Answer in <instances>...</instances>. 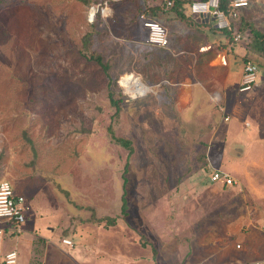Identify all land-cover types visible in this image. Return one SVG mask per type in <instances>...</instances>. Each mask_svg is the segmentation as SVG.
<instances>
[{
  "label": "rangeland",
  "instance_id": "374dc122",
  "mask_svg": "<svg viewBox=\"0 0 264 264\" xmlns=\"http://www.w3.org/2000/svg\"><path fill=\"white\" fill-rule=\"evenodd\" d=\"M163 1L0 0V181L29 205L19 240L4 233L0 260L16 251L19 264H68L45 249L53 246L49 240L60 242L57 233L73 240L70 252L90 241L95 255L122 257L119 264L264 257V237L250 232L264 219V156L244 149L249 126L242 118L229 114L233 125L243 124L240 134L227 132L209 81L219 78V63H208L199 28L182 18L175 24L152 18L167 29L169 44L147 42L141 17H150L147 4ZM240 19L264 32V0H252ZM254 51L249 59L261 80L264 55ZM126 74L150 90L132 96L120 83ZM235 77L226 81L228 103L241 97ZM213 167L236 183L211 184ZM106 216L115 222L106 225Z\"/></svg>",
  "mask_w": 264,
  "mask_h": 264
},
{
  "label": "crops",
  "instance_id": "0c3cea01",
  "mask_svg": "<svg viewBox=\"0 0 264 264\" xmlns=\"http://www.w3.org/2000/svg\"><path fill=\"white\" fill-rule=\"evenodd\" d=\"M184 5L186 7L185 13L188 17V16H190L189 12L187 10L188 4H184ZM246 8H244V9H246ZM161 9L162 8H157V10H155V13L154 12H152V13L155 14V18L158 17L159 19H161L164 17L165 22H168L170 24H175V22H177V20H179V18L183 17V16H179L177 13H175L172 10H167V9L161 10ZM242 11H243V9L241 10V13H242ZM148 18H151V17H148ZM209 20H211V19L210 18L209 19H206V18L202 19V18L191 16L188 18V24L193 26V28H195V29L199 28V30H201V31H199L200 32L199 35H202L204 37V46L201 48H202V50H205V52H208V55H209L208 56V58H209L208 63L212 64L211 62L216 60L220 64V65L218 64V68H216L217 71L220 73L219 78L217 79L216 76H213V77H211L212 79L211 78L209 79L210 87H212V88L214 87V90H215L214 96L216 95L218 97V99H220V101L219 100H217V101L213 100V101H214V103H216L218 105V107L221 111V119L223 122H225V125H227V132L229 134H235L236 132L240 131L241 130L240 126L243 124V122H241L242 124L241 123H235L233 125L231 122H229V114L232 116L234 115L235 117H240V118H242V120H244V122H246V125L249 126V129L243 135V143H244L243 147L245 150L251 151L255 157H257V155L259 157H262V156H264V79L257 80L255 87L250 92L239 93L237 90L238 94H241L240 95L241 97L236 98V100H233V102L231 101L230 103H228V101H227L228 96H227V93H225L226 92L225 89L227 88L226 81H227V79H229L231 81L230 76L232 74L234 75V73L236 74L235 81L237 83L236 86L238 89V86H239L240 81H241L242 71H243V63H244L246 58H249V52L254 51V50H251L249 48L250 42L249 43L247 42V38L249 36L246 34V37L242 41H234L232 39L230 32L217 30L214 27V25H213L214 29H212V30L209 29L208 28L209 27ZM198 23H200L199 26H198ZM200 26H202L204 29L206 28V30L201 29ZM188 28L189 27L186 26V29H187L186 32H184L183 29H181L179 31L180 38L188 35V33H189ZM257 31H259V30H257ZM207 32H209V37L207 36ZM259 32H262V31H259ZM262 33H264V32H262ZM252 34H253V32H251L250 35H252ZM219 43L222 46H221V50H219V52L217 54L218 57L214 56V58H212L213 57L212 56V49H214L213 47H215V45H217ZM161 48H163V47H161ZM254 54H255V51H254V53L252 52V57ZM232 56L237 57L236 58L237 60H235L233 63L237 67V69H235V70H233L231 67L232 66L231 65L232 60L230 58ZM212 59H214V60H212ZM238 59H240V61L236 62V61H238ZM216 69H214V72H216L215 71ZM212 71L213 70H211V72ZM211 74H210V76H212ZM206 85H207V83H205V86ZM242 94H244V95H242ZM249 96H251L250 97L251 98L250 103H247L245 100H247V98L249 99ZM221 103H222V105H221ZM226 104H228V106H229V112H226L225 111L226 109H224L223 105L226 106ZM252 110L254 111V113L251 112ZM251 114L254 115V117H251L250 116ZM225 115L228 116L227 121L223 119V117ZM228 123H230V126H228ZM253 151H255V152H253ZM214 168L215 167H213L211 170H213ZM211 170L207 173V179H208V176H209V173L211 172ZM208 181H209V179H208ZM209 182L211 184L219 186L220 188H227V187L232 186V185L223 186L219 183H213L211 181H209ZM263 222H264V219L258 221L257 225H259V227L255 226L256 228L252 229L250 232H253V234H255V235H262L264 237V232L262 231V229L260 227V225ZM34 225H37V222H34ZM33 227L34 226H29V225L26 226L27 229H32ZM23 231L25 232L26 230H23ZM32 235L34 236V233ZM15 236L17 237L16 239H18V240L21 237V235H19V234H16ZM57 236L60 237L59 238L60 242L56 243V242L49 240V243L53 246L46 244L45 249H46V251L48 249L52 250L53 252L56 251V254L58 253V256L61 254V257H64L65 259H67L66 261L68 262V264H105V263H107V264H117L118 263L119 264L121 261L124 260V259H122V257H119L118 259H109L110 257L104 258L100 255H95L94 246H96V245L95 244L93 245L92 242H91L92 243V245H91L90 241H88L87 244H85V246L83 247V246H81V244L83 245L84 243H82V242H84V241H81V243L78 241L79 242L78 243L75 240L76 243H78L80 246H78V247L75 246V248H74L75 251L70 252V248H73V246H74L73 240H71L70 237H68V236H63L62 233L61 234L57 233ZM238 236H239V238H241L242 234H240ZM63 238H69L72 241L73 245L69 246L67 244H64L62 242ZM101 239L102 238L97 239V241H100ZM86 245L90 246V248H88ZM237 247L239 248L240 245L238 244ZM58 248H60V249H58ZM82 250L85 251L84 254L78 256L77 252L82 251ZM88 250L93 255H88L87 254ZM63 251H65L66 253L63 254L62 253ZM104 259H106V260H104ZM98 260L100 261V263H98ZM255 261H261L262 264H264V257H262V258L258 257L256 259H254L253 261L240 263V264H252ZM0 264H2V259L0 260ZM17 264H19V263L17 262ZM27 264H31V263L28 261ZM34 264H36V263H34Z\"/></svg>",
  "mask_w": 264,
  "mask_h": 264
},
{
  "label": "built area",
  "instance_id": "2783aa9c",
  "mask_svg": "<svg viewBox=\"0 0 264 264\" xmlns=\"http://www.w3.org/2000/svg\"><path fill=\"white\" fill-rule=\"evenodd\" d=\"M252 0H228L225 7L221 6V0H192L187 9L189 13L199 18H210L217 30L229 31L234 41H242L246 34L239 32L241 24V10L248 7ZM171 2H168L170 4ZM143 26L147 30V42L154 46L166 47L169 43L167 29L152 18H144ZM257 83V65L251 59L243 63L241 81L238 86L239 93L252 91ZM227 121L228 116L223 117ZM209 181L219 183L223 186H230L235 180L225 171L214 168L208 176ZM29 205L23 195L18 194L12 188L8 180L0 181V220L6 223L5 228H0V243L4 233L22 232V225L25 222ZM264 232V222L260 225ZM62 242L69 246L73 243L69 238H63ZM18 255L16 251L6 252L2 259V264H17ZM252 264H262L255 261Z\"/></svg>",
  "mask_w": 264,
  "mask_h": 264
},
{
  "label": "trees",
  "instance_id": "16d2710c",
  "mask_svg": "<svg viewBox=\"0 0 264 264\" xmlns=\"http://www.w3.org/2000/svg\"><path fill=\"white\" fill-rule=\"evenodd\" d=\"M168 2H171L170 4H168ZM191 2V0H165V1H163V2H161L160 3V5H155V6H153V7H150V5H148L147 4V10H149L150 12L148 13V16H150L151 18H155V10H157V8H162V9H167V10H172V11H174L175 13H177L179 16H183L182 18L186 21V22H188V18L189 17H191V15L190 16H188L187 17V15H186V13H185V5L184 4H189ZM227 2H228V0H221V6L222 7H225L226 5H227ZM154 10V11H153ZM143 11H144V9H143ZM152 12H154V13H152ZM246 27L248 28H245L244 26H242V23H241V26L238 28L239 29V32H246V33H244V34H247L249 37L247 38V41H249L250 42V44H249V48L251 49V50H257L259 53L261 52V54L262 55H264V33H262V32H259V31H257L256 29H253L252 27H251V25L248 23L247 25H246ZM243 29H247V30H243ZM226 32H229V31H226ZM251 32H253V34L252 35H250L251 34ZM251 36V37H250ZM249 39V40H248ZM93 60H95L96 62H98V63H100L101 65H102V67L106 70L107 69V66H106V64H102L101 63V58H100V56H92L91 57ZM247 59H249V58H246L245 60H247ZM257 65V64H256ZM257 71H258V67H257ZM110 133H111V136H112V138L116 141V142H118V143H120L121 145H123L124 147H127V148H129V141L128 140H126V139H123V138H119V137H114L113 136V133L110 131ZM130 149V148H129ZM125 172H126V166H125V168L123 169V182H126V177L124 176V174H125ZM121 200H122V203H121V210H122V213H123V215H126V210H127V202H126V199L124 198V196H123V193H122V195H121ZM26 218H27V216H26ZM26 218H25V220H26ZM105 218V220H106V225H108V224H113L114 222H115V218L114 217H108V216H106V217H104ZM25 223V222H24ZM23 226V225H22ZM13 234V233H12ZM14 234H18V233H14Z\"/></svg>",
  "mask_w": 264,
  "mask_h": 264
},
{
  "label": "bare ground",
  "instance_id": "6f19581e",
  "mask_svg": "<svg viewBox=\"0 0 264 264\" xmlns=\"http://www.w3.org/2000/svg\"><path fill=\"white\" fill-rule=\"evenodd\" d=\"M121 85L132 95H143L148 92L150 88L141 83V81L132 74L124 75L120 80Z\"/></svg>",
  "mask_w": 264,
  "mask_h": 264
},
{
  "label": "clouds",
  "instance_id": "9594fccd",
  "mask_svg": "<svg viewBox=\"0 0 264 264\" xmlns=\"http://www.w3.org/2000/svg\"><path fill=\"white\" fill-rule=\"evenodd\" d=\"M188 6V5H187ZM188 10V9H187ZM189 12V11H188ZM190 14V13H189ZM191 15V14H190ZM193 16V15H192ZM195 17V16H194ZM199 18V17H198ZM241 21V20H240ZM240 26H241V24H240ZM17 262H18V259H17Z\"/></svg>",
  "mask_w": 264,
  "mask_h": 264
},
{
  "label": "water",
  "instance_id": "95a60500",
  "mask_svg": "<svg viewBox=\"0 0 264 264\" xmlns=\"http://www.w3.org/2000/svg\"><path fill=\"white\" fill-rule=\"evenodd\" d=\"M206 19H208V18H206Z\"/></svg>",
  "mask_w": 264,
  "mask_h": 264
}]
</instances>
